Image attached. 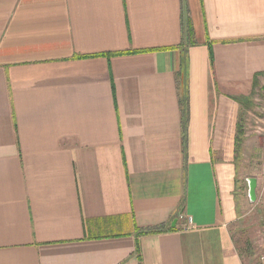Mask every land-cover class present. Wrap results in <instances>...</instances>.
<instances>
[{
    "label": "crops",
    "instance_id": "1",
    "mask_svg": "<svg viewBox=\"0 0 264 264\" xmlns=\"http://www.w3.org/2000/svg\"><path fill=\"white\" fill-rule=\"evenodd\" d=\"M259 85L264 0H0V264H261L234 194Z\"/></svg>",
    "mask_w": 264,
    "mask_h": 264
},
{
    "label": "rangeland",
    "instance_id": "2",
    "mask_svg": "<svg viewBox=\"0 0 264 264\" xmlns=\"http://www.w3.org/2000/svg\"><path fill=\"white\" fill-rule=\"evenodd\" d=\"M249 101V108L243 115L246 141L235 152V188L238 215L250 217L253 221L249 231L254 239L260 257L264 254V85H259ZM256 181L255 200L249 202L248 181ZM255 259V258H254ZM257 264V263H255Z\"/></svg>",
    "mask_w": 264,
    "mask_h": 264
},
{
    "label": "trees",
    "instance_id": "3",
    "mask_svg": "<svg viewBox=\"0 0 264 264\" xmlns=\"http://www.w3.org/2000/svg\"><path fill=\"white\" fill-rule=\"evenodd\" d=\"M186 31H187L186 35L188 39V44H192L193 43V32H192L191 25L189 23L187 24ZM249 101H250V98L245 99L243 101L239 100L240 105L243 106V110H241V112L239 113L238 124H237V137L235 139V152L237 153L240 147L242 146L243 138L245 135L244 127H243V115L245 114V111L249 108ZM179 104L181 107V114L183 118V129H184L185 124H186V119H187L186 118L187 117V100H186V95L184 93L179 95ZM160 232H162L161 228H153V229H149L145 231L144 234L154 235Z\"/></svg>",
    "mask_w": 264,
    "mask_h": 264
},
{
    "label": "water",
    "instance_id": "4",
    "mask_svg": "<svg viewBox=\"0 0 264 264\" xmlns=\"http://www.w3.org/2000/svg\"><path fill=\"white\" fill-rule=\"evenodd\" d=\"M255 188H256V181L251 179L248 181V198L249 202L253 203L255 200Z\"/></svg>",
    "mask_w": 264,
    "mask_h": 264
},
{
    "label": "built area",
    "instance_id": "5",
    "mask_svg": "<svg viewBox=\"0 0 264 264\" xmlns=\"http://www.w3.org/2000/svg\"><path fill=\"white\" fill-rule=\"evenodd\" d=\"M263 233H264V225H263ZM260 263L264 264V254L260 257Z\"/></svg>",
    "mask_w": 264,
    "mask_h": 264
}]
</instances>
